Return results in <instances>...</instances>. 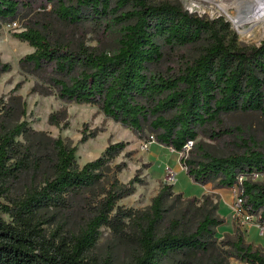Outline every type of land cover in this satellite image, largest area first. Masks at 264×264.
Here are the masks:
<instances>
[{"label":"trees","instance_id":"16d2710c","mask_svg":"<svg viewBox=\"0 0 264 264\" xmlns=\"http://www.w3.org/2000/svg\"><path fill=\"white\" fill-rule=\"evenodd\" d=\"M35 8L41 9L36 14L40 18L27 20L13 34L32 49L18 66L46 85L35 84L32 92L55 94L65 104L94 106L138 139L147 130L154 143L175 153L192 141V150L180 159L187 178L198 186L231 189L242 177V207L264 223V183L249 180L251 174H264V150L244 143L240 155L212 156L196 141L232 138L224 125L226 115L256 113L264 118V39L258 46H242L221 17H199L168 1L0 0V24L23 19ZM109 23L123 26L114 52L89 47L81 36L65 42L52 36L53 24L78 33L86 25L100 30ZM8 68L0 65V73ZM13 111L8 104L0 107V213L7 218H0V264H109L93 254L100 228L133 245L126 264H202L203 256H208L207 264H222L220 250L224 260L264 264V255L245 244L237 231L219 243L225 250L215 249V230L224 224L212 214L215 206L201 213L191 230L177 220L158 230L168 214L166 201L179 198L170 186H162L142 211L118 206L134 191L135 180L121 184L115 178L123 164L112 168L110 183L97 191L125 143L108 144L99 157L79 167L76 145L60 138L49 140L50 152L41 155L38 143L31 148L17 141L36 133L24 121L7 126ZM63 118L61 110L47 121L57 127ZM66 127L63 122L59 128ZM94 135L83 131L77 144ZM43 166L48 173L37 184L19 196L10 194L11 183ZM74 211L82 213L75 232L60 226L43 229L54 222V214Z\"/></svg>","mask_w":264,"mask_h":264},{"label":"rangeland","instance_id":"374dc122","mask_svg":"<svg viewBox=\"0 0 264 264\" xmlns=\"http://www.w3.org/2000/svg\"><path fill=\"white\" fill-rule=\"evenodd\" d=\"M151 4L163 1L179 4L185 11L206 19L221 17L229 24V28L236 35L237 42L242 46H258L264 39V22L254 26L243 25L240 29L234 26L228 18V14L234 15L237 12L236 0H147ZM44 4V1L40 2ZM226 6L227 12L218 8V4ZM45 11L50 9L46 5ZM40 8L26 15L25 18L15 20L16 27L8 24H0V65H7L6 72L0 73V107L8 104L14 108L7 126L24 121L36 133L34 136L17 138V141L28 144L31 148H36L34 143H38L37 152L39 155L50 152L49 140L60 138L64 142L76 145L74 160L81 167L84 163L99 157L104 148L111 143L122 142L126 146L124 150L108 164L106 177L98 186V190L107 187L110 183L112 168L123 164V168L115 175L117 181L126 184L131 180L134 182V191L129 196L122 198L117 205L124 209L142 211L150 205L151 199L157 194L162 186H170L172 195H179L178 199L170 198L165 206L168 214L158 230L164 228L169 220L179 221L185 229L191 230L201 213L211 212L212 206L216 210L212 211L214 216L224 220V224L215 230V249L225 250L219 244L225 241L226 236H231L237 231L245 244L264 255V223H260L256 216L245 221L243 215H236L234 212L235 195L230 189H217L215 184L198 186L193 184L186 176L184 168L180 164L183 158L180 154L152 143L147 150L141 149L142 142L146 141L153 134L144 131L142 139L135 137L128 129L105 118L96 107L89 105L65 104L60 102L55 94L42 96L31 89L35 84L39 87L46 86L42 81L27 69L18 66V60L32 52V49L24 42H20L13 37L14 33L20 32L24 23L29 19L40 18ZM103 25H107L103 23ZM100 30L90 25L83 26L77 33L72 29H65L59 26L51 27L52 36L61 42L79 39L89 47H98L105 52H114L116 41L121 34L123 26H116L112 23ZM187 54L191 55L189 51ZM185 53V54H186ZM188 55V56H189ZM179 60V59H178ZM177 60V62H178ZM176 62V63H177ZM18 88L15 89V87ZM43 88V87H42ZM64 111V118L60 120L57 127L50 125L47 121L49 114ZM63 122L66 128H59ZM224 125L232 131V138L223 141H212L201 137L197 142L212 156H225L229 154L240 155L244 152V146L255 151L264 150V118L256 113H233L224 116ZM94 132V137L87 139L83 144H77L81 133ZM154 137V136H153ZM192 150V148H191ZM186 157V156H185ZM44 166L36 174H25L16 182L10 184V194L12 196L21 195L25 189L33 184H37L42 176L46 174ZM250 180V179H249ZM251 181V180H250ZM253 183H264V179L251 181ZM206 201L202 203V199ZM195 199L197 202H191ZM191 202V203H190ZM3 200H0V204ZM200 209L198 212L195 209ZM51 216V213L46 214ZM82 213H56L54 222L43 226L46 232L53 230L56 226L62 229L75 232L82 223ZM0 218L7 221L6 216L0 213ZM262 226L263 235H258L257 227ZM222 251V250H220ZM222 264H236L237 260L223 257ZM134 253L132 244L120 241L112 237L105 228L99 229V236L96 247L93 251L98 262L108 260L109 264H126L130 262ZM179 258V257H178ZM201 263H208V256L201 257Z\"/></svg>","mask_w":264,"mask_h":264},{"label":"bare ground","instance_id":"6f19581e","mask_svg":"<svg viewBox=\"0 0 264 264\" xmlns=\"http://www.w3.org/2000/svg\"><path fill=\"white\" fill-rule=\"evenodd\" d=\"M237 12L234 15L228 14V18L235 27L240 29L243 25L254 26L264 22V0H236ZM223 12H227L226 6L218 4Z\"/></svg>","mask_w":264,"mask_h":264},{"label":"built area","instance_id":"2783aa9c","mask_svg":"<svg viewBox=\"0 0 264 264\" xmlns=\"http://www.w3.org/2000/svg\"><path fill=\"white\" fill-rule=\"evenodd\" d=\"M10 27H13L15 28L16 27V24L15 22H12L10 25ZM153 137L152 136H149L146 141L142 142L141 144V149L142 150H147L148 146H150L152 143H153ZM191 147H192V141H187L182 149H181V152H179L178 154H180L183 158L185 156H187L188 152L191 150ZM259 179H264V174H251L249 176V179L251 181H256ZM243 178L242 177H237L236 178V183L232 186V188L230 189L231 192L235 195V203H234V212L236 213V215H240L242 214L243 215V219L245 221L249 220V219H252L253 216L251 215H248L246 213V211L243 209L242 205H243V199L242 197L240 196V185H241V182H242ZM257 230H258V235H263V228L262 226L260 227H257ZM236 264H252L250 262H247V261H237Z\"/></svg>","mask_w":264,"mask_h":264}]
</instances>
